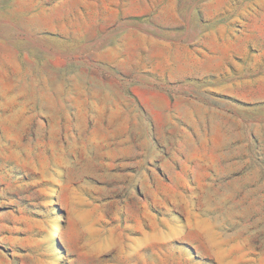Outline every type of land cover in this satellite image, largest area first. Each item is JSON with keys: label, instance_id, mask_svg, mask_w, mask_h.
<instances>
[{"label": "rangeland", "instance_id": "374dc122", "mask_svg": "<svg viewBox=\"0 0 264 264\" xmlns=\"http://www.w3.org/2000/svg\"><path fill=\"white\" fill-rule=\"evenodd\" d=\"M0 264H264V0H0Z\"/></svg>", "mask_w": 264, "mask_h": 264}]
</instances>
